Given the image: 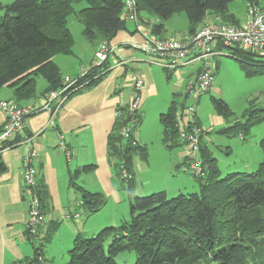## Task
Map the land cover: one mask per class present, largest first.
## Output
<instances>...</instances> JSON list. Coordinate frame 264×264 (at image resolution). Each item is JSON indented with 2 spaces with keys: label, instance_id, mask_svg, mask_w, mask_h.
<instances>
[{
  "label": "trees",
  "instance_id": "16d2710c",
  "mask_svg": "<svg viewBox=\"0 0 264 264\" xmlns=\"http://www.w3.org/2000/svg\"><path fill=\"white\" fill-rule=\"evenodd\" d=\"M245 1L255 5L259 2ZM230 2L135 0V5L140 22H143L140 16L142 11L162 20H167L174 13L184 12L191 25L189 33H192L197 29L194 26L203 23L206 14H215L223 22L239 24L229 11ZM78 4L82 5L75 11L74 7ZM122 5L123 0H13L5 5L0 2L3 12L0 15V88H11L14 94L12 99L18 105H21L20 100L33 98L38 76H42L46 82L43 93L58 88L63 76L52 58L55 54L73 53L74 39L66 21L69 15L74 13L81 21V33L88 41L101 38L109 42L119 30L126 29L125 20L120 18ZM161 28L162 24H153L149 30L159 34ZM225 48L229 56L240 62L246 76L257 72L251 61L259 63L261 60H255V54L238 47ZM108 64L105 62L102 69L90 68L89 73L80 80L85 84L69 95L98 81L107 72L104 69L108 68ZM186 99L184 92L182 101L174 104L173 96L166 111L159 114L163 143L169 147L184 145L178 129ZM212 103L216 115L223 120L231 117L228 104L221 98H212ZM117 112L119 114L114 119L113 129L107 136V152L118 178L121 166L131 175L125 181L120 178L130 185L128 188L131 190L134 187L132 156L136 152L146 158L147 152L135 140L136 125L127 137L121 134L128 120L127 108L118 107ZM242 115L244 121L235 120L232 125H225L219 131L226 133L238 130V134L244 135L241 131L264 121V108L248 104ZM196 125L201 129L199 154L200 163L205 168L202 176L195 177L198 180L197 191L168 196L165 190H158L148 195H135L129 202L128 219L118 225L106 226L92 235L78 232L72 247L67 251L68 261L65 264H117L114 258L123 251L134 252L131 264H249V252L255 242L252 235L264 230V136L259 142L262 159L256 170L220 176L206 148L207 141L203 139L204 133L209 130L202 129L197 121ZM19 140L18 136L14 142ZM93 167L86 165L74 170L72 175L77 177L80 171ZM4 170L0 162V172ZM38 185L37 179L34 194L39 199L42 211L43 200ZM69 185L81 194V207L87 213L101 207L99 193H91L72 180ZM23 187L25 190L24 181ZM44 223L46 221L37 225L35 235H30L26 226L25 234L33 245V254L13 264H42L43 248L59 227L58 223L51 222L40 241V229L46 225ZM260 264H264V258Z\"/></svg>",
  "mask_w": 264,
  "mask_h": 264
},
{
  "label": "crops",
  "instance_id": "0c3cea01",
  "mask_svg": "<svg viewBox=\"0 0 264 264\" xmlns=\"http://www.w3.org/2000/svg\"><path fill=\"white\" fill-rule=\"evenodd\" d=\"M258 6L264 11V7L259 4ZM230 13L233 14L231 11ZM172 15H170L169 18H171ZM233 15L235 16V14ZM214 17L215 16L212 14H206L203 23L208 20H215L216 18L214 19ZM142 20L143 22L141 23L146 30H149L150 26L153 24H162L163 28H161L162 31L159 34L150 32L151 34L163 37L170 36L164 33L165 26L162 21L157 19L153 20L151 18L148 19L146 17H143ZM129 22L131 23L130 25L126 24L125 21V27L135 29V24L132 21ZM203 23L199 22L194 27H199ZM189 27H191V25L187 20V32L183 36H180V38L189 34ZM128 30H119L108 43L116 47L115 58L125 61L124 64L117 66L113 65L98 81L93 82L91 85L86 86L71 96L69 95L54 111H41L28 116L25 122L26 128L24 135L20 136V140L22 141L27 137L28 142H21L20 144L10 147V149L6 148L0 150V162L5 167V170L0 172V264H13V262L15 263L33 254V245L28 241L25 234L27 217V212L25 211L27 208L25 199L26 191L24 190L22 181L24 167L23 156L26 151L25 148L29 143L32 144L37 151V156L31 161L37 170L38 186L43 200L42 211L45 215V221L48 219L46 223H44L46 225L40 229V241L47 229V222H55L51 214L48 213L50 205L54 201L53 197L66 191L64 193H71L74 199H77L76 192L79 193V191L69 185L71 180L77 186L88 191H93L92 181L96 178L99 185L105 188L108 193H113L116 190L117 176L115 174L116 171L114 170L113 161L109 158L107 152V136L113 129V124L115 123L114 119H116L117 116V108H127L130 100L139 96L141 100L138 109L139 113L140 110H142V105L146 97L150 94L157 93L155 81L151 73L153 70H158L157 67H162L161 62L155 60V57L144 53L140 49L134 48L133 44L141 42L143 36L136 30H134V32ZM101 41H103V39L99 38V41L90 46L86 56L82 58L79 57L78 60L75 59L78 52L75 48L73 49V53L69 55L55 54L52 59L59 67L61 75L74 77L78 75V70H80L82 66L89 67L94 59V52ZM220 50L223 53L227 51L226 48H220ZM120 56H123L124 59H120ZM214 60L217 69L218 62L216 59ZM150 65L157 67L154 68V66ZM199 65H201L200 61H194L178 65L174 69L164 70V67H162V69L165 75L168 74L169 77L171 75L174 77L175 75L173 78L176 79L175 84L178 85V87H182V92L184 93L186 82L197 73L200 67ZM133 72L139 74L143 79V87L139 93L133 91L127 81L129 75ZM119 78L120 81H124L123 84L126 86H122L124 91H120L119 89ZM172 83L173 87H171L174 90V81ZM45 88L46 85L43 84L39 91L36 89L33 98L30 97L29 99L20 100L19 104L31 106L39 104ZM167 88L169 89V87ZM213 89H215L214 84L211 90ZM166 91H164V93H167ZM134 93L137 94L134 95ZM13 97L14 94L11 88L8 86L0 88V99L14 101L12 99ZM139 117L138 124H140L144 116L139 113ZM196 118L199 123L197 114ZM4 119V113L0 108V126L3 124ZM223 122L224 120L221 116H216V125L223 124ZM140 126L138 129L135 128L134 130V137L137 141L138 139L141 140L139 138ZM200 126L202 129L204 128L202 125ZM211 127L205 128L209 131L204 133V141L209 140V134L212 131ZM60 136L63 137L66 147L70 149L71 154L69 158L65 156L64 149L59 146ZM181 147L182 151L178 149V155L183 158L185 170L192 176L191 170L189 169L191 161L186 159L184 155L185 147ZM206 148L209 150L207 145ZM86 165H94V167L87 171H80L81 173L77 177L72 175L74 170L81 169ZM178 192L181 191L178 190ZM178 192H176V194ZM115 194L117 193L115 192ZM82 203V198L80 197L79 202L71 209L66 208V212L63 215L64 218L76 223L80 221L82 219ZM76 208L79 210H75ZM73 229L74 231L71 235H73L74 238L78 232L84 230V227L75 225ZM42 259V264H45L46 259L44 256Z\"/></svg>",
  "mask_w": 264,
  "mask_h": 264
},
{
  "label": "rangeland",
  "instance_id": "374dc122",
  "mask_svg": "<svg viewBox=\"0 0 264 264\" xmlns=\"http://www.w3.org/2000/svg\"><path fill=\"white\" fill-rule=\"evenodd\" d=\"M12 1L13 0H0L2 5ZM258 4L264 7V0H259ZM81 5L82 4L75 5V11L78 10ZM228 8L235 14L238 22L243 23L245 21L246 1L231 0ZM2 13L0 9V15ZM212 15L215 16V14ZM140 16L142 18L146 17L148 19L151 18L153 20L157 19L162 21L165 26L164 33L170 35L169 37L180 38V36H183L187 32L186 27L188 19L184 12L176 13L167 20H162L146 11H142ZM214 19L217 20L218 18L215 16ZM66 21L71 31L70 33L73 35V49L75 48L78 50L75 58L78 60L79 57L82 58L86 56L90 46L99 41V38L94 41H88L84 34L81 33L83 30L81 21L78 20L74 13H71ZM126 24L130 25L131 23L126 21ZM126 29L128 30L129 28L126 27ZM133 29L134 28L129 29L128 31L134 32ZM215 57L213 59H216L218 62L213 83L215 89H209L208 92L200 95L198 101L197 99L193 100L187 97L185 104L194 102V110L200 125L204 127L203 129L212 126L209 140H207L208 142L206 143L210 152L209 154L211 158L214 159L215 166L219 169L220 176H226L227 173L236 171H248L251 173V171L258 168V163H260L262 159V150L259 142L260 138L264 136V121L250 126L246 131H241L244 134L242 138L240 134H238V130L226 133H221L219 130L226 124L232 125L235 120L244 121L242 113L246 110L248 104L264 108V56H254L255 60H261V62L251 61V63L255 65L254 68L257 69V72L247 76L241 69L240 62L229 56L227 52ZM120 59H124V57L120 56ZM155 67L157 66H154V68ZM160 67H157L158 70H153L151 73L155 81L157 93L150 94L146 97L142 105V110L139 112L144 118L142 117L140 124L137 123L135 126V128L138 129L141 125L139 138L142 141L138 139V142L146 148L145 151L147 155L146 158H143L140 156V153L135 152L132 156L134 187L130 190L128 188V186L130 187L128 183L122 182L120 178L116 177L117 188L113 193H108L105 188L99 185L97 179L94 178L92 181L93 191L89 192L100 194L102 199L101 207L97 208V211L91 213H87V211H85L86 209L81 210L82 219L77 223L65 219L63 215L66 212V208L71 209L79 202V196L81 194L79 195V193L76 192L77 199H74L71 193H64L66 191H63L53 197L54 201L50 205L48 213H50L53 220L59 224V227L56 232L51 235V240L45 244L43 248V256L46 259L45 264H65L68 261L67 251L72 247L74 238L71 234H73L75 225L84 227V230L81 231L82 233L92 235L106 226L118 225L121 221L128 219L129 202L135 195H148L158 190H165L168 196L175 195L178 190L183 193L197 191L198 180L185 170L183 158L178 155V151H182V147H169L166 143H163L162 126L158 118L159 114L166 111L173 96L175 99L174 104L182 101L184 93L182 92L183 88L175 84L176 79H173L175 75L174 77L173 75L170 77L168 74L165 75L162 67ZM173 81L174 90L172 89ZM118 82L120 91H124L123 87H126L123 84L124 81H120L119 78ZM43 84H45L43 77L38 76L36 84L37 91L41 89ZM129 84L131 87L130 82ZM167 87H169V89ZM164 91L167 93H164ZM136 94L137 93H134V95ZM212 98H221L223 102L228 104L232 112L231 117L224 120L223 124H215L216 116L218 117V115H216ZM63 101H61V103ZM196 121L197 118L195 115V124ZM20 143L21 142L18 144ZM115 192L117 194H115ZM75 210L79 209L76 208ZM47 220L48 219H46V221ZM49 224L50 222H47V225ZM252 237L255 242L251 245L252 250L249 252L250 260L248 263L260 264L264 258V230L253 234ZM134 257V252L123 251L118 253L114 259L117 264H131L134 261Z\"/></svg>",
  "mask_w": 264,
  "mask_h": 264
},
{
  "label": "built area",
  "instance_id": "2783aa9c",
  "mask_svg": "<svg viewBox=\"0 0 264 264\" xmlns=\"http://www.w3.org/2000/svg\"><path fill=\"white\" fill-rule=\"evenodd\" d=\"M135 0H123L121 19L132 21L137 32L141 33L143 39L138 44H133L134 48L140 49L144 53L155 57L165 69H174L176 66L190 62L200 61L197 73L185 84V94L187 97L196 100L200 95L212 89L216 72V63L213 59L219 54H223L220 47H238L243 51L264 56V11L255 4H247L246 19L243 23L234 24L220 20H208L197 27L194 32L189 33L183 38L155 36L149 30L143 28L136 10ZM106 40L98 44L94 52V59L89 67H81L77 76L64 75L61 85L49 90L41 95L39 104L18 105L11 100L0 99V108L4 113V122L0 130V150L18 144L28 142L27 137L24 141L14 142L16 137L24 135L26 119L28 116L41 111H54L61 101L71 94L72 91L81 87L83 79L90 68H103L105 62H109V70L113 65H122L125 61L115 58L116 47L108 44ZM226 52V51H225ZM112 60V62H111ZM143 79L135 72L129 75L127 81L131 83L133 91L141 92ZM140 97L137 96L130 101L127 107L128 120L121 129V134L127 137L130 131L139 121ZM192 103L185 104L181 111V122L179 125V136L184 142L185 156L190 160V170L194 177L202 176L204 167L200 163L199 135L201 129L195 124V106ZM119 114L118 112L116 113ZM242 138L243 135L240 134ZM59 146L64 149L65 156L70 157V149L66 147L62 136L59 137ZM21 139V138H20ZM135 144V141H133ZM23 156L22 178L26 191L27 221L26 226L30 235L37 233V225L45 221V215L40 211V202L34 194L37 184V170L32 164V159L37 156V151L32 144L25 148ZM119 177L130 179L131 175L121 166Z\"/></svg>",
  "mask_w": 264,
  "mask_h": 264
}]
</instances>
